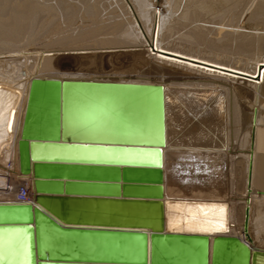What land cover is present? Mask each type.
<instances>
[{
	"label": "bare ground",
	"instance_id": "obj_1",
	"mask_svg": "<svg viewBox=\"0 0 264 264\" xmlns=\"http://www.w3.org/2000/svg\"><path fill=\"white\" fill-rule=\"evenodd\" d=\"M45 1L0 0V48L3 46L5 49L0 51V62L10 67L4 71L0 68V204L17 202L16 190L23 182L27 184L29 194L32 196L31 176L19 173L17 159V141L30 80L32 78L104 79L107 77L74 78L78 75L66 74L67 77L63 74L65 76L63 77L60 73L70 68L96 72L97 66L86 67L88 64H85L86 66L82 68L84 63L81 62L83 60L97 61L99 56H89L95 53V50L132 48L135 51H145L147 57L155 62L150 61L148 67L143 66L147 67V71L160 75V79L148 77V80H129L121 77L122 79L113 80L159 83L165 88L168 99L165 113L166 138L165 145L162 147L165 226L169 230L189 231L196 235L227 231L229 235H236L242 242H246L242 233V220L245 199L248 196L250 199L248 234L251 239L249 244L264 248L261 245L264 242V212L259 211L255 213L257 214L255 217L253 216V208L256 204L258 207L255 209L262 210L264 207V98H261V90L259 91L264 80V59H255L251 69H245L242 68L243 66L236 67L161 44L162 38H170L176 27L196 26L195 28H198L202 23H206L208 18L204 16L210 15L221 5L231 2L241 5L252 0H109L115 2L117 9L124 10L128 15L127 20L113 19L117 16L114 14L115 11L118 10L114 11L113 17H106L108 14L106 7L109 6L105 4L107 0L101 2L106 6L101 8L103 11L98 9V4H92L87 0H76L77 2L55 0L54 5ZM181 2L187 6L180 11ZM257 5L260 6V3ZM155 6L159 7L155 9ZM258 8L257 6L255 9L256 13L259 11ZM125 13L123 16L126 17ZM251 14L249 15L251 17L255 15ZM57 15L61 17L62 22H60L70 29L69 31L72 28L67 25L70 26L69 22L77 18H81V25L87 27L85 29L80 27L81 30L76 28L79 30L75 35L60 34L61 36L57 39L41 44L35 50L32 47V50L24 48L42 38L44 32L50 33L51 36L55 31L62 29L63 27L58 28L62 25L59 24L60 22H55L59 25L54 24ZM59 16L57 18H60ZM255 19L253 17L251 22L245 23L247 29L258 24ZM202 26L199 28L201 29ZM231 27L224 30L236 31L233 30V26ZM238 27L241 26L238 25ZM221 28L213 26L215 31ZM67 29L65 28L64 31ZM101 34L108 36L100 38L97 44L107 45L67 47L75 39ZM245 34L238 35L240 41H238L240 43L238 50H244L250 44L249 40H246L249 37ZM118 36L119 39H125L122 44H120L122 39L120 42ZM42 45L50 47L44 49ZM51 45L59 48L52 49ZM58 51L61 53L72 51L86 56L82 58L55 57L60 53ZM43 52L47 53L42 54ZM79 62L82 66H79ZM140 62L144 63L142 60ZM240 99H246L250 104L249 113L244 111L245 107ZM235 126L237 130L232 131ZM236 157L238 161L235 163L240 164L243 161L244 183H240L244 184V189L242 197L239 198L240 201L235 197L228 198V194H235L232 178L228 177L233 175V166H235L233 161ZM240 167L242 168V165ZM248 172L249 191H247ZM183 197L196 201L176 200ZM207 198L214 199L216 202L200 201ZM225 198L227 201L223 200ZM1 219L24 220L26 215L0 211ZM181 246L192 251L189 264H204L205 240L179 236H153L150 242L148 264L150 259L152 264H165L161 259L162 253L166 255L168 252L175 253V250ZM221 249L222 244L213 245L210 239L208 264H213L212 255L219 254ZM225 254V259L231 256L228 264H245V254L242 250L230 247ZM170 264L176 263L170 261ZM220 264L224 263L220 261ZM256 264H264V258L258 257Z\"/></svg>",
	"mask_w": 264,
	"mask_h": 264
},
{
	"label": "water",
	"instance_id": "obj_2",
	"mask_svg": "<svg viewBox=\"0 0 264 264\" xmlns=\"http://www.w3.org/2000/svg\"><path fill=\"white\" fill-rule=\"evenodd\" d=\"M113 79L30 80L17 159L19 173L31 176L32 202L0 204L1 212L26 215L0 220V264H148L153 236L204 239V264L210 239L222 244L213 264H228L230 247L244 252L245 264L264 258V248L249 244L248 196V243L227 231L196 235L165 226V88ZM191 255L181 246L161 259L189 264Z\"/></svg>",
	"mask_w": 264,
	"mask_h": 264
},
{
	"label": "rangeland",
	"instance_id": "obj_3",
	"mask_svg": "<svg viewBox=\"0 0 264 264\" xmlns=\"http://www.w3.org/2000/svg\"><path fill=\"white\" fill-rule=\"evenodd\" d=\"M46 1L45 2L46 3H49V4H52L53 3L52 5H54V3H55V0L53 2L51 0H49L50 2L48 0H46ZM87 1L91 2L92 4L94 3L95 5L98 4L99 6L97 5V7H98L99 10H102L103 7L105 6V4H106V6L107 5L111 6V7H109V6L106 7L105 6L106 9H107L106 12H108V14H107L106 17H111V16L113 17L114 16L113 13H114L115 10H118L117 12L119 13V15H120V13L124 12V10L120 11L119 8L117 9L115 7V2L114 1H109V0L105 1V0H103V1H105V4L104 3H101L102 0H95V1L94 0H91V1L90 0H87ZM75 2H77V1L75 0ZM258 2L260 3V6L257 5V4H259V3H257V0L256 1L255 0H252V1H249L247 3L245 2V3L241 4V5H239L237 3H233V2H231L230 4L221 5L220 8H218L217 10H214L213 12H211L210 15L208 14V15L204 16L205 18H208V19H207L206 23H202L200 25V26L203 25L201 27L202 30L199 28L200 26H198L199 29L198 28H195L196 26L195 27H192V26H189V27H180V26L179 27H176L175 31H173V34L171 35L170 38H166V39L164 37L162 38L161 44L163 46L168 47V48L178 49V50H182V51H188L189 53L197 54V55H200V56H203V57H208L210 59H214V60H217V61H220V62H225V63L231 64V65H234L236 67L237 66H239V67H242L243 66L242 68L251 69L252 63H253V61L255 59H264V44H263L264 43V0H259ZM261 2H262V4H261ZM109 3H111V4H109ZM181 3L183 4V6L181 4L180 11H181V9H184L187 6V5L186 6L184 5V2H181ZM257 6L259 7L258 8L259 11L257 10L258 12L256 13V10L255 9H257ZM158 7L159 6H155V9H157ZM247 9H248V12H247ZM117 12L115 11L114 14H116L117 16L113 17V19H118L119 18V19H126L127 20L128 15L125 12H124L125 15H127L126 17L123 16L124 13L121 14L122 16L121 15L119 16ZM252 12L255 15H253ZM109 14H111V15H109ZM177 14H179V12ZM250 14L253 15V16L252 17L249 16ZM58 16L59 15L55 16L56 19L54 20V24H56V25H59V24L61 25L62 24L61 26H58V28L60 29V28L63 27L64 29L62 28V29H60L61 31L59 29H58L59 31H55V33L52 34L53 36L51 35L53 38L50 36V33H47L46 34V32H44L43 35L41 36L42 38L38 39L37 41H34L35 44L32 42L33 44L32 43L29 44V47L26 45V47H24V48L31 49V47H32V48H34L33 50H35V48L36 47L38 48V46H40L41 44H44V43H46V42H48V41H50L52 39L53 40L57 39L58 36H61L60 34H62V35L64 34L65 35V33H67V34H72L73 33V35H75L77 33V31L79 30V29L77 30L76 28H80L81 27L82 29L83 28L85 29L87 27V26L85 27V25L84 26L81 25L82 24L81 23V18H77V20L74 19L73 22L72 21L69 22L70 26L67 25L68 27L72 28L71 31H69L70 29H67V27L63 26L64 24L61 23L62 22L61 21V17L59 16L60 18H57ZM79 17H81V16H79ZM248 17H251V18H248ZM253 17H254V19L257 17V19H255V20L258 23L257 24L258 27H256L257 25L256 26H253L252 25L253 28L251 27V28H248L247 29L246 28V25L253 20ZM82 19H84V18L82 17ZM56 20H58V21H56ZM104 21L107 22L108 20H105L104 19ZM55 22H60V23L58 24V23H55ZM241 23H243V24L241 25ZM245 23H247V24H245ZM73 24H76L75 25L76 27ZM90 25H92V24L90 23ZM212 25L213 26L222 27L223 29L221 28V30H216L215 31L213 29V26ZM238 25L241 26V27H238ZM231 26H233L234 27L233 30H236V31H230V30L228 31V29L227 30H224L227 27L229 28ZM65 28L67 29L66 31H64ZM81 28H80V30H81ZM235 28H237V29H235ZM241 28L243 30H241ZM88 30H93V29H88ZM199 31H200V34H198ZM253 31H255V32H253ZM244 32L249 33V34L247 35ZM252 32L255 33L256 35L253 34ZM44 34H45V37H43ZM239 34H245V35H247V37H249V38H246V40H249V42H250V44L247 45V48H246L247 50L244 49L246 52L243 49H241L242 51L237 49V48L240 47L239 46L240 43H238V41H239L238 35ZM262 34H263V36H262ZM91 35H93V34H91ZM104 36L107 37L108 35H106V34L102 35L101 34V35H95V37L93 36L94 38L93 37H89V38L86 37V38H80L78 40L75 39L74 42L73 43L70 42L71 44H69L67 47H72L73 46V47H76L77 48V47H80V46H83L84 47V46H91V45L92 46L107 45V44H97V42L100 40V38H102ZM96 38H97V40H96ZM119 38L120 37L118 36V40L120 42H121V39H122V42L120 43V44H122L123 43V40H125V39L124 38L119 39ZM255 38H257V39H255ZM39 40H41V41H39ZM261 41H262V43H261ZM258 43H261L262 45L261 44L259 45ZM251 44H252L253 47L251 46ZM110 45H112V44H110ZM43 46L44 45H42V47ZM51 46H53V45H51ZM48 47H50V46H48ZM48 47H45L44 46L43 48L44 49L45 48L48 49ZM43 48H41V49H43ZM51 48L52 49H57L59 47H57L55 45V46H53ZM0 49H1L0 51H4L5 50L3 48V46ZM74 51H77V50H74ZM82 51H86V50H82ZM95 51H96L95 53H93V54H91L89 56H94V57H98L99 56V58H97V61H94V60L93 61L92 60L90 61V60H88L89 61L88 62L87 60H83V61H81L82 63H84L83 66L81 65L82 64L81 62H79V64H80L79 66H82V68L86 66L85 64H88L86 67H89V66L95 67V66H97L98 69H96V72H95V70L94 71H87V70H82V69H80V70H74V69L70 68V69H67L66 72L64 70H62L61 73H60V74H62L61 76L65 77V76H67L69 74L70 75H73L74 74V75H78L79 76V77L78 76L75 77L73 75L74 78H81V76H82V78H89L90 76L91 77H93V76H105L107 78H104V79H111V78L112 79L113 78L114 79H122V78L123 79H126L127 78L129 80H140V79L141 80H148L147 79L148 77L149 78H152V79H160V75H157L155 73H152L150 71H147V67H148L147 65L150 63V61L152 62L153 60H150L149 57H147L145 51H141V50L135 51L132 48H112V49L111 48H106V49H99V50H95ZM58 52H60V53H58L57 56H55V57H60V56H62V57L75 56V57L82 58V57H85L86 56L84 54H80V53L72 52V51H64V53H61V51H58ZM45 53H47V52H43L42 54H45ZM72 53H74V54H72ZM117 53H119V54L117 55ZM138 53H140V55L141 54L142 55L140 56V55H138ZM122 54H124V55H122ZM112 55H114V56H112ZM141 57L143 59H141ZM144 58H148L149 60L148 59H144ZM137 59H138V61H137ZM140 60L144 61V63L142 62L143 64H141ZM1 63L2 62H0V64ZM89 63H90V65H89ZM2 65L5 66L6 64H3V63L1 64V67H0L1 70L4 71V70L10 69V67L8 65L5 66V67L2 66ZM59 65H63V64H59ZM141 65L142 66L144 65V66H147V67L145 68L144 66L142 67ZM82 74H84L85 77ZM141 77H143V78H141ZM260 90H261L260 95H262L261 98H264V80H263V83L261 84V87L259 88V91ZM240 101L243 102V106L245 107V110L244 111L247 112V113H249V111H250L251 108H250V104L248 103V101H246V99H240ZM236 130H237L236 126L233 127V130L232 131H236ZM237 161H238V158L237 157L234 158V161L233 162H234V165L235 166L237 164L235 162H237ZM242 162L243 161H241V163H240L242 165V168L240 167L241 166L240 164H237V166H239V168L241 170L239 168H237V166H236V170H235V166H233V170H234L233 171V175H232V177H228L229 179L232 178L233 186H234L233 188L235 189V191H234L235 194H232V195L228 194V198L235 197V198L239 199L240 196L242 197V195H243V189H244V184L243 183H244V180H242V179H244V177H243L244 175H242V174H244V173H243V163ZM237 170L239 172H237ZM235 173H236V175H235ZM240 182H243V183H240ZM239 201H240V199H239ZM238 204L239 205H242V203H238ZM256 207H258L257 204L253 208V210H254L253 211V216L254 217L257 215L255 213H258L259 211L264 212V209H263L264 207H262V210L259 209V208L255 209ZM261 245H262V247H264V242Z\"/></svg>",
	"mask_w": 264,
	"mask_h": 264
},
{
	"label": "built area",
	"instance_id": "obj_4",
	"mask_svg": "<svg viewBox=\"0 0 264 264\" xmlns=\"http://www.w3.org/2000/svg\"><path fill=\"white\" fill-rule=\"evenodd\" d=\"M32 196L29 194V188L25 182L20 183L16 190V201L31 202Z\"/></svg>",
	"mask_w": 264,
	"mask_h": 264
}]
</instances>
